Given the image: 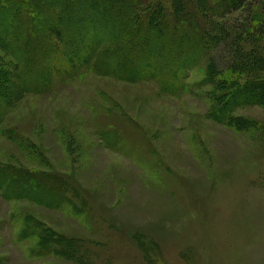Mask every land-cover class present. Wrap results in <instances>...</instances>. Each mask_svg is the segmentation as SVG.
<instances>
[{
	"label": "rangeland",
	"instance_id": "obj_1",
	"mask_svg": "<svg viewBox=\"0 0 264 264\" xmlns=\"http://www.w3.org/2000/svg\"><path fill=\"white\" fill-rule=\"evenodd\" d=\"M156 2L136 0L122 15L147 19ZM247 2L249 14H220L218 1L181 0L178 16L209 39L192 63L166 28L164 85L151 68L137 79L108 73L95 62L101 43L73 74L46 54L35 66L51 69L46 87L18 91L0 45V75L10 72L0 94L13 88L0 114V264H264V107L214 111L227 93L220 77L264 78V0ZM168 7L159 2L152 19L174 20ZM139 32L138 47L104 54H148ZM242 52L261 64L247 57L251 68L238 73ZM172 57L181 60L171 66Z\"/></svg>",
	"mask_w": 264,
	"mask_h": 264
},
{
	"label": "trees",
	"instance_id": "obj_2",
	"mask_svg": "<svg viewBox=\"0 0 264 264\" xmlns=\"http://www.w3.org/2000/svg\"><path fill=\"white\" fill-rule=\"evenodd\" d=\"M136 0H0V45L4 44L7 54L12 58L16 70L10 74L8 78L12 79L13 85L8 87L16 88L18 91H39L42 87H46L51 75V69L40 68L35 69L40 63L44 64L53 54L52 69H66L67 75L73 74L74 71L81 69L87 65V62L95 55L98 47L102 46L98 54L96 63H104L108 73L115 74L118 78L132 77L137 79L145 77V69L151 68L149 74L155 77L162 74V65H166V60L160 51H165L167 48L163 36L166 28H171L170 41H177L179 44L176 47L180 56L191 57L192 63L196 62L199 54H204L208 44V35L202 28H198L193 24L192 18L187 17L182 20L179 15V6L181 0H157L154 8L148 6L153 16L157 11V4L165 1L168 4V10L172 8L178 10L174 12L173 18L169 23L152 19L149 16L144 17H125L122 15L121 9L124 8L125 13L129 12L131 6ZM218 4L215 8L220 10V14L231 13L242 8L247 10L248 14L251 6L247 0H215ZM214 3V1H213ZM166 11H163L165 13ZM127 14V13H126ZM125 17V19H124ZM76 19V20H74ZM13 20V21H12ZM119 20H124L126 25H121ZM182 22L186 24H181ZM132 23V28L127 25ZM179 25L188 27L187 31H179ZM23 26H26L23 30ZM124 27V28H123ZM259 36L264 34V27L257 26ZM147 33V38L151 42L149 48H144L145 52L141 56L135 57L131 53H119L115 51L117 43H122L123 50L129 45L132 48L138 47L134 41L139 36V31ZM179 31V34L175 32ZM192 31V33L190 32ZM143 39L139 40L142 41ZM169 42V41H168ZM115 50L104 54L109 46H113ZM184 46L191 47L187 50ZM130 47V48H131ZM156 49V51H155ZM158 50V51H157ZM242 51L238 48L237 51L231 53V59L235 58V54ZM117 52V53H115ZM49 55H46L48 54ZM121 54V56H117ZM254 54L241 53L240 60L232 64L237 67L238 73L247 72L251 65L260 63L259 56ZM183 57V58H185ZM194 57V58H193ZM249 57V60H247ZM155 58L160 60L154 61ZM178 58V57H177ZM141 59V60H140ZM133 61L131 64L130 62ZM153 60L154 63H150ZM181 59L176 60L172 57L171 66L176 65ZM129 62V63H127ZM136 63V64H135ZM180 64V63H179ZM178 64V65H179ZM145 65V66H143ZM209 73H214V64L211 63L208 67ZM5 77L10 72L8 70L1 71ZM152 72V74H151ZM235 77L223 78L220 77L219 82L221 87L227 91L224 93L227 98L218 97L221 100L220 108L215 109V115L223 116L230 112L232 107L240 104H256L264 107V78L255 77L246 81L236 82ZM163 85L165 82L160 76ZM161 84V82H159ZM11 92L6 93V89H2L3 95L0 98V114L7 108L6 102L11 98ZM1 120V118H0Z\"/></svg>",
	"mask_w": 264,
	"mask_h": 264
}]
</instances>
